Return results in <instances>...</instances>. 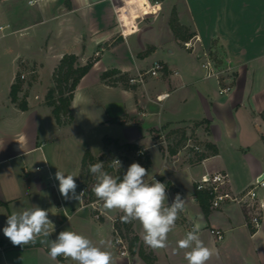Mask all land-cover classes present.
I'll use <instances>...</instances> for the list:
<instances>
[{"label": "crops", "instance_id": "obj_1", "mask_svg": "<svg viewBox=\"0 0 264 264\" xmlns=\"http://www.w3.org/2000/svg\"><path fill=\"white\" fill-rule=\"evenodd\" d=\"M174 9L180 22L201 38L196 52L185 49L175 35L170 25ZM0 17L5 20L0 26L9 25L2 35L27 38L25 51L14 55L15 64L36 73L29 94L19 92L28 109L10 96L16 74L7 97L0 100V264H75L62 256L52 261L40 239L14 246L4 236L8 215L33 206L48 211L54 225L50 240L65 230L83 234L110 251L114 264H147L141 245L158 264H188L185 253L190 249H179L177 242L197 223L203 243L218 250L207 264H264V211L261 227L252 230L246 225L250 209L226 203L210 205L206 212L195 190V181L207 172L227 170L238 192L264 173V0H0ZM203 50L219 69L228 70V93L221 94L217 79L205 76L198 56ZM65 54L77 55L81 64L95 59V64L74 92L73 120L59 124L45 101L48 90L40 88L43 67H51L49 89ZM156 60L166 65L162 73L148 76L143 84L128 82ZM110 70L119 73L104 77ZM45 108L54 125H47L51 121L44 117ZM179 129L204 151L206 143H213L218 152L198 162V153L186 146L187 137L172 154V132ZM106 139L111 140L107 150ZM88 149L96 157L127 150L126 170L148 159L142 166L148 171L146 181L154 177L165 183L169 203L176 192L185 199L183 220L168 234L166 248L147 246L142 226L132 221L138 247L121 253L114 243L113 219L123 213L105 210L92 192L96 181L82 175ZM137 149H146L145 156L138 158ZM58 169L76 176L77 193L86 190L80 201L61 196L54 178ZM110 175L117 177V172ZM259 198L264 204V188ZM92 201L103 212L99 219ZM212 228L223 230L224 238L217 240Z\"/></svg>", "mask_w": 264, "mask_h": 264}, {"label": "clouds", "instance_id": "obj_2", "mask_svg": "<svg viewBox=\"0 0 264 264\" xmlns=\"http://www.w3.org/2000/svg\"><path fill=\"white\" fill-rule=\"evenodd\" d=\"M120 167V162L116 161ZM89 172L95 177L92 192L102 202L105 210H119L123 222L138 221L142 226L143 242L152 249L167 247L168 234L173 231L179 213L185 210V199L177 193L168 202L166 184L154 177L147 182L148 171L139 163H132L122 177H113L104 170V163L89 165ZM164 173V172H163ZM163 173H160L163 175ZM76 176L58 171L55 179L59 181L58 191L65 200L80 201L84 191L77 193ZM201 225L186 233L177 242L179 249H190L185 253L188 264H207L218 255V250L206 246L200 239ZM54 225L48 211L38 206L14 210L7 217L3 234L14 246L35 244L48 245V256L52 261L58 257L71 259L75 264H114L113 254L93 243L87 236L74 231H61L55 240L49 236ZM101 245L104 241L100 242ZM175 252V249L173 250Z\"/></svg>", "mask_w": 264, "mask_h": 264}, {"label": "built area", "instance_id": "obj_3", "mask_svg": "<svg viewBox=\"0 0 264 264\" xmlns=\"http://www.w3.org/2000/svg\"><path fill=\"white\" fill-rule=\"evenodd\" d=\"M34 1H31L33 3ZM157 3L154 4L156 6ZM156 9V8H155ZM154 9V10H155ZM9 25H1L0 30L5 31ZM197 42H201V38L198 35H194L192 38L182 42L183 47L192 52H196ZM200 59H202V67L205 71V76L207 78H216L220 89L221 94H226L232 89V81H228V70L219 69L215 61L211 57V53L207 50H203L198 54ZM166 69L165 63L162 61L156 60L153 62L151 67L145 71H139L135 76L129 78L128 82L130 84H143L148 76H157ZM26 74L21 73L20 80L26 79ZM16 82V81H15ZM169 94L158 96L159 100H162L163 96H168ZM39 98V96H36ZM187 147H191L195 152L202 153L204 148L194 139L193 136H189L187 140ZM146 149H137L135 150V155L140 158L145 156ZM131 154L127 150L122 151L118 156H116L111 164L113 170L124 175L126 172L125 165L128 163V159ZM206 158H203L204 161ZM120 162V167L116 163ZM27 170V168L25 169ZM264 188V173L260 174L253 186L243 190L236 191L232 184V179L230 173L227 170H218L214 172H207L203 174L199 179L195 181V190L196 191H206L210 196V205L213 208H219L226 203H233L238 205L241 208L250 209L248 213V219H246V225L252 230H258L262 225L263 220V211L264 204L259 198V189ZM84 194L86 193L85 189H82ZM98 212L95 214L96 218H101L103 212L99 209L98 201H92L90 203ZM183 220V212L179 213V218L176 221V224ZM122 223L121 218L113 219V232H114V243L121 250V253L128 254L129 243L124 233L118 227V224ZM175 224V225H176ZM210 232L216 237L217 240H222L224 238V231L219 228H212Z\"/></svg>", "mask_w": 264, "mask_h": 264}, {"label": "trees", "instance_id": "obj_4", "mask_svg": "<svg viewBox=\"0 0 264 264\" xmlns=\"http://www.w3.org/2000/svg\"><path fill=\"white\" fill-rule=\"evenodd\" d=\"M150 1H162V0H145L146 4H149ZM170 25L175 33V35L181 40L185 41L192 38L196 33L191 32L190 29L183 25L178 17V13L176 9L173 10L172 16L170 19ZM95 64V59L89 60L86 64H81L78 60V56L75 54H65L63 58L60 60L59 64L56 66L53 76L52 82L53 85L49 88L46 95V102L53 108V114L56 118V121L59 124H66L73 120L74 114L72 110V100L74 98V92L79 85L82 78L92 69ZM118 70H110L104 73V77L113 76L118 74ZM17 77L19 75L17 74ZM20 78V77H19ZM120 78L124 81L127 80L126 76H120ZM18 80L14 82L11 86L10 96L13 102H17L18 106L26 110L28 109V103L25 98L20 99L19 92L22 90V82ZM175 139V145L170 148V152L172 154H176L180 148H182L187 140V135L185 130H176L172 132ZM116 143V142H115ZM111 140L106 139V150L110 146ZM130 146L126 144L125 146ZM123 146V145H122ZM121 146V147H122ZM132 147L137 148V145H132ZM206 151L202 153H198L196 161H201L203 158H206L209 154H215L218 152V148L213 143L205 144ZM107 153L106 151L96 157L92 154V152L88 149L83 157L82 162V175L86 177V179L95 180V177L89 172V165L95 164L97 162L105 163L107 162ZM141 166H147L149 160L146 159V164H141ZM104 170L110 174L113 171V166L110 163L108 165H104ZM117 177H122V174L119 173ZM178 192H176L177 194ZM198 199L201 202L204 210L207 212L210 207V196L206 191L198 192ZM122 216V215H121ZM120 216V218H121ZM122 221V220H121ZM120 230L124 233V236L128 240L129 249L133 253L136 251L138 247L139 237L134 234L132 228V222H123L118 224ZM139 252L141 256L144 258L147 264H158L156 263V259L152 253H148L145 251L143 246L141 245L139 248Z\"/></svg>", "mask_w": 264, "mask_h": 264}, {"label": "rangeland", "instance_id": "obj_5", "mask_svg": "<svg viewBox=\"0 0 264 264\" xmlns=\"http://www.w3.org/2000/svg\"><path fill=\"white\" fill-rule=\"evenodd\" d=\"M5 22L4 18L0 17V23ZM13 29V28H11ZM10 29V30H11ZM5 32H8V30H5L4 32L0 31V100H4L7 97L8 94V90H9V83H10V79L12 77V75L14 74H18L19 76L21 75V73H25L26 79L21 80L20 82H22V89L25 90L27 92V94H29L30 90H31V86L34 84L35 80H34V76H36V73H30V69H28L26 67L23 68L22 67V71L20 68L17 67V65L15 64L13 58L14 55L17 51H25L24 49V45L26 42V36L25 37H19V35H15V34H4ZM34 69V68H33ZM50 70L51 67L49 65H46L45 67H43L42 69V79H43V84L42 87L40 88V90H49L48 86L46 88V84L49 82L50 79ZM20 80L19 77L16 76L15 81ZM45 86V87H44ZM45 94V97L47 95ZM44 95V93H42ZM44 100V96L43 99ZM41 100V101H42ZM46 101V98H45ZM38 102V101H37ZM40 102V101H39ZM46 109V114H45V118L46 121L48 122L51 121V124L47 125H54V120H53V116L50 112L49 108H45ZM119 155L118 152H115L113 155H107L108 159L107 162L104 163V165H108V163L111 162L112 159H114V156ZM115 171V170H114ZM129 250V248H128ZM136 252V251H135Z\"/></svg>", "mask_w": 264, "mask_h": 264}]
</instances>
